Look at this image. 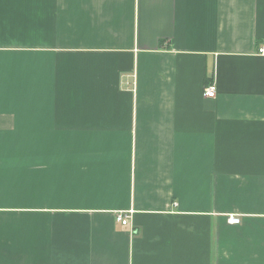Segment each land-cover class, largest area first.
I'll return each instance as SVG.
<instances>
[{"label":"crops","instance_id":"crops-1","mask_svg":"<svg viewBox=\"0 0 264 264\" xmlns=\"http://www.w3.org/2000/svg\"><path fill=\"white\" fill-rule=\"evenodd\" d=\"M263 41L264 0H0V264H264Z\"/></svg>","mask_w":264,"mask_h":264},{"label":"built area","instance_id":"built-area-1","mask_svg":"<svg viewBox=\"0 0 264 264\" xmlns=\"http://www.w3.org/2000/svg\"><path fill=\"white\" fill-rule=\"evenodd\" d=\"M258 52L261 54H264V41L263 43L258 47ZM217 93V89H216V85L215 84H210L208 86H206L204 88V95L208 96V97H215ZM117 220L123 224V225H127L129 223L130 220V213H123L120 212L117 215ZM230 222L231 223H239L240 222V217L238 216H231L230 217Z\"/></svg>","mask_w":264,"mask_h":264}]
</instances>
